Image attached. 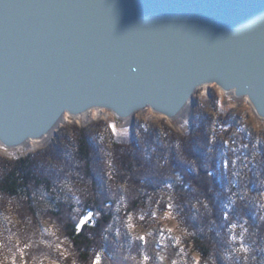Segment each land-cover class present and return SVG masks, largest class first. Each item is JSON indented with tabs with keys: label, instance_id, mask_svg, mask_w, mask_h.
I'll list each match as a JSON object with an SVG mask.
<instances>
[{
	"label": "water",
	"instance_id": "95a60500",
	"mask_svg": "<svg viewBox=\"0 0 264 264\" xmlns=\"http://www.w3.org/2000/svg\"><path fill=\"white\" fill-rule=\"evenodd\" d=\"M213 86L264 121V0H0L5 149L93 109L174 121Z\"/></svg>",
	"mask_w": 264,
	"mask_h": 264
},
{
	"label": "trees",
	"instance_id": "16d2710c",
	"mask_svg": "<svg viewBox=\"0 0 264 264\" xmlns=\"http://www.w3.org/2000/svg\"><path fill=\"white\" fill-rule=\"evenodd\" d=\"M217 101L198 104L187 135L165 122L140 121L133 142L124 145L101 121L58 131L60 139L35 154L16 160L0 156V196L16 197L24 205L21 215L25 210L34 215L42 197L48 209L41 215L57 220L81 261L101 246V236L110 254L118 248L134 252L138 245L129 222L151 227L148 221L169 213L178 231L182 226L191 234L183 243L195 264L201 259L197 251L211 257L210 264H230L228 240L236 241L242 226L264 239V221L244 197L245 187L262 190L264 131ZM116 182L131 193L117 192L111 187ZM64 184L88 187L73 196ZM156 241L158 249L171 241L176 251L172 236L158 231ZM256 260L264 261V253L257 251Z\"/></svg>",
	"mask_w": 264,
	"mask_h": 264
},
{
	"label": "clouds",
	"instance_id": "9594fccd",
	"mask_svg": "<svg viewBox=\"0 0 264 264\" xmlns=\"http://www.w3.org/2000/svg\"><path fill=\"white\" fill-rule=\"evenodd\" d=\"M225 95L229 100L226 91ZM242 179L246 181L247 174ZM62 187L76 196L83 195L88 186L64 184ZM111 187L125 194L132 191L127 184L119 182ZM261 189L258 193H252L245 187L244 197L249 203L255 204L260 220L264 221V181H261ZM165 194L161 193V196ZM23 207L16 197L0 196V264H95L97 257H100L101 264H173V261L176 264H195L183 243L191 234L181 226L179 235L172 236V240L177 241L176 251H173L171 241L164 248L158 249V229L153 221H148L151 227H145L139 221L135 224L129 222V235L133 243L138 245L134 252L118 248L110 254L102 246L104 237L101 236L97 242L101 246L90 249L87 261H81L79 252L64 235L57 220L41 215L42 211L48 209L47 204L38 206L34 215L26 210L21 215ZM137 228L144 230L137 231ZM165 231L170 232L171 229ZM246 236L250 242H245ZM228 243L232 245L230 264H257L256 252L264 253V239L258 240L257 230L250 227L242 226L237 240L233 242L229 239ZM196 255L201 257L198 264H210L211 257H204L199 251ZM259 264H264V261Z\"/></svg>",
	"mask_w": 264,
	"mask_h": 264
},
{
	"label": "rangeland",
	"instance_id": "374dc122",
	"mask_svg": "<svg viewBox=\"0 0 264 264\" xmlns=\"http://www.w3.org/2000/svg\"><path fill=\"white\" fill-rule=\"evenodd\" d=\"M229 100L225 94H223L218 88L216 87H209V88H202L198 94H196L194 98V104L189 110V115H188V123L186 125H178L177 121H169L167 119L161 118L160 116L154 115L152 112L146 111L144 113L138 114L135 117L134 120V126L133 129L130 126L129 122L121 121L118 119H115L112 117V115L108 114V118H102L98 120H93L89 122L88 124L84 125L83 123H75L73 118L70 119L72 123H65L61 127L58 128V131L62 130H69L72 127H86L89 126L90 124H93L95 122H105L110 125V128L113 131V135L115 140L124 145L131 144L134 139V128L136 122H152V123H159V122H165L168 126H170L173 130H175L178 133H181L183 135H187L190 133L191 130V124H192V118H193V113L196 110V108L199 106V103H213L216 99H218V104L223 110H230V109H238L239 113L242 114L244 117L246 116V119L249 121L250 125H253L254 127L261 129L264 131V121L259 120L255 117L253 111L251 108L248 106V104L244 100H234L231 96H229ZM220 101V102H219ZM223 102V103H221ZM58 131L56 134L51 136L48 140V142L43 145L36 147L33 149L32 147H24L18 150H8L0 146V156L5 157L11 160H16L19 158L26 157L28 155L35 154L41 150H44L48 148L52 142L58 138ZM57 137V138H56ZM39 203L43 205L45 203L44 199L40 197ZM155 227L158 229L160 233H163L164 235H169L173 236V234L179 235V231L177 229V224L175 220L172 218V216L169 213H164L162 215H159L156 217V222L154 223ZM165 229H171V231H165ZM137 231H142L140 229H136Z\"/></svg>",
	"mask_w": 264,
	"mask_h": 264
},
{
	"label": "bare ground",
	"instance_id": "6f19581e",
	"mask_svg": "<svg viewBox=\"0 0 264 264\" xmlns=\"http://www.w3.org/2000/svg\"><path fill=\"white\" fill-rule=\"evenodd\" d=\"M204 88H206V87H204ZM189 110H190L189 107L186 108L184 111H182L181 115H179L175 119V121H177L178 125H186L188 123ZM146 111L151 112L150 110H146ZM106 112L108 114H110L108 111L103 110V109H93V110H91V111H89V112H87V113H85L83 115H80L78 117H74L73 120H77V121H74L75 123H78V121L80 120L79 121L80 123H83L84 125H86V124H88L89 122H91L93 120H98V119H102V118H108V114ZM161 118H163V117H161ZM70 119H71V117L66 115L62 119L60 124L58 125V128L61 127L65 123H72L70 121ZM54 134L55 133H50V134H48V135H46L43 138L38 139V140H29L24 145H22L21 147H18V148L12 149V150H18V149L27 147L28 145H29L28 147H32L33 149H35L36 147H39V146H43V145H45L48 142L49 138L51 136H53Z\"/></svg>",
	"mask_w": 264,
	"mask_h": 264
},
{
	"label": "snow or ice",
	"instance_id": "6c2138e0",
	"mask_svg": "<svg viewBox=\"0 0 264 264\" xmlns=\"http://www.w3.org/2000/svg\"><path fill=\"white\" fill-rule=\"evenodd\" d=\"M135 71V69H133ZM95 264H100L99 258L96 259Z\"/></svg>",
	"mask_w": 264,
	"mask_h": 264
}]
</instances>
